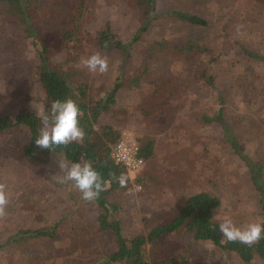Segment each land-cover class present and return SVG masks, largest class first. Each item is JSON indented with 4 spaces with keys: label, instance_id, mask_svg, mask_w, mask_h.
I'll list each match as a JSON object with an SVG mask.
<instances>
[{
    "label": "rangeland",
    "instance_id": "obj_1",
    "mask_svg": "<svg viewBox=\"0 0 264 264\" xmlns=\"http://www.w3.org/2000/svg\"><path fill=\"white\" fill-rule=\"evenodd\" d=\"M175 9L207 18L208 26L178 20L169 13ZM154 15L150 26L142 29L147 18L129 0H90L83 19L87 43L77 49L76 65L83 69L93 96L103 98L117 81L125 82L101 122L114 125L120 138L130 137L139 145L143 136L156 137L155 157L136 177L140 180L130 178L129 191L109 195V219L120 220L123 234L133 238L148 233L179 200L206 190L221 198L215 211L218 223L225 216L237 224L264 223L263 197L251 168L231 148L220 125L209 121L220 107V93L232 98L235 116L247 106L244 118L232 124V134L245 154L264 161V61L253 60L246 51L264 52V6L255 0H157ZM43 19L39 17L35 25L39 27ZM106 24L126 45L125 55L94 46L91 36ZM13 38L10 31L0 32V115L15 117L26 107L41 117L47 110L43 84L35 72L34 42L28 38L17 44ZM162 40L172 47L194 40L207 49L191 55L171 49L147 59L150 45ZM97 52L108 59L105 73L90 72L82 64ZM64 56L59 54L58 59ZM145 60L149 74L139 86H132L128 81L144 69ZM209 74L214 86L206 81ZM162 81L171 84L172 94L164 103L161 100L163 110L156 112L161 101L153 93ZM29 139L25 127L0 135V183L12 188L0 212V229L8 234L18 228L57 225V235L30 240L32 262L26 260L30 254L16 252L11 257L0 249V264H115L105 263L117 248L116 239L100 228L96 201L82 199L73 182H60L64 175L60 161L72 162L63 153L41 159L21 156L20 146ZM4 239L0 235V242ZM151 247L173 256V264H243L236 253L191 236L167 234ZM253 264L264 260L256 257Z\"/></svg>",
    "mask_w": 264,
    "mask_h": 264
},
{
    "label": "trees",
    "instance_id": "obj_2",
    "mask_svg": "<svg viewBox=\"0 0 264 264\" xmlns=\"http://www.w3.org/2000/svg\"><path fill=\"white\" fill-rule=\"evenodd\" d=\"M90 0H0V32H12L13 40L17 44L23 40L32 38L36 51L35 72L40 77L45 92L46 110L55 99H74L82 110L80 125L85 131V136L80 141H72L66 145H52L50 148H42L35 144L41 129V117L30 109L23 107L15 117L9 114L0 115V135L20 127H25L30 132V139L20 146V155L29 159H41L50 156L51 153H63L67 160L91 161L105 180L111 182L110 187L101 192L95 199L99 209V226L104 231H111L116 239V250L109 254L105 263L115 264H173V256L155 252L148 248L167 234L178 236H191L193 240L212 242L215 246L236 253L243 264H253L256 257L264 260V236L251 245L242 244L239 241L225 240L219 230V223L215 220V211L221 205V198L206 190H199L185 199L179 200L169 211L162 215L160 223L155 225L148 233L129 238L123 234L120 220H110L111 201L109 195L114 191H129L132 181L126 167L117 163L112 155L113 146L121 137V131L110 123H102L101 118L110 112L117 101L119 90L125 82L117 81L115 87L103 98L96 99L91 91L87 77L83 69L76 65L77 55L87 43L84 39L83 19L87 13ZM264 6V0H255ZM131 5H137L147 18V29L157 11V0H129ZM178 20L194 26L207 27L208 19L184 10H172L169 12ZM43 16L40 26L35 25V20ZM95 47L102 50H119L125 55L128 51L126 45L117 39L108 24L91 36ZM173 49L174 52L191 55L194 52H202L206 48L196 41H188L172 47L167 41H157L150 45V53L147 59L154 60L159 54ZM247 53L253 60L264 61V52L247 49ZM63 59H58L59 54H64ZM215 61L216 59L213 58ZM143 70L134 75L128 81L132 86H139L149 74L147 60L143 63ZM206 81L214 86L212 75H207ZM258 81V80H257ZM168 81L158 84L153 95L160 97L164 103V97H171L172 89ZM258 91V89H257ZM232 98L220 93V107L210 122H216L227 137L228 143L235 153L252 170L255 186L261 192V207L264 211V161L256 160L244 153L240 143L232 134V124L235 119L244 118L249 108L246 106L242 113L236 116L231 112ZM157 105L156 112L162 109V103ZM235 109V108H234ZM155 112V111H154ZM240 113V114H239ZM206 118V117H205ZM140 152L146 162H151L155 157L156 137L147 135L139 138ZM121 173L129 179L125 187L119 185L118 177ZM140 179L136 178L138 182ZM0 235L5 237L0 242L2 252L11 257L18 254H30L28 262H32L34 252L29 243L32 239L53 238L57 235V225L50 228H18L10 230L8 234L0 229ZM25 259H23L24 261Z\"/></svg>",
    "mask_w": 264,
    "mask_h": 264
},
{
    "label": "clouds",
    "instance_id": "obj_3",
    "mask_svg": "<svg viewBox=\"0 0 264 264\" xmlns=\"http://www.w3.org/2000/svg\"><path fill=\"white\" fill-rule=\"evenodd\" d=\"M82 64L90 72L105 73L109 68L107 57L98 52L83 59ZM81 117L82 110L74 99H55L47 112L41 115L43 127L34 140L35 144L42 148H50L52 145H66L72 141L82 140L85 131L80 125ZM59 167L64 170V175L59 178L60 182H73L82 199L86 201L97 199L101 192L110 187L111 182L104 179L91 161H74L70 165L60 161ZM116 179L121 187H125L129 177L121 173ZM11 194L12 188L6 183H0V212L4 211ZM219 230L228 241L251 245L264 236V223L253 221L237 224L232 218L225 216L219 223Z\"/></svg>",
    "mask_w": 264,
    "mask_h": 264
},
{
    "label": "built area",
    "instance_id": "obj_4",
    "mask_svg": "<svg viewBox=\"0 0 264 264\" xmlns=\"http://www.w3.org/2000/svg\"><path fill=\"white\" fill-rule=\"evenodd\" d=\"M139 152L140 145L130 137L120 138L112 149L115 161L126 167L131 179L138 177L147 163Z\"/></svg>",
    "mask_w": 264,
    "mask_h": 264
}]
</instances>
